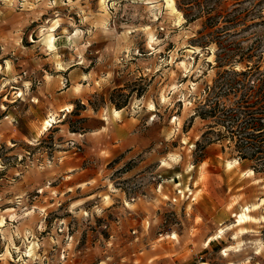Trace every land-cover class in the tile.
<instances>
[{"label": "rangeland", "instance_id": "obj_1", "mask_svg": "<svg viewBox=\"0 0 264 264\" xmlns=\"http://www.w3.org/2000/svg\"><path fill=\"white\" fill-rule=\"evenodd\" d=\"M187 1L0 0V264H264V163L223 113L264 77V0ZM123 117L139 148L66 169Z\"/></svg>", "mask_w": 264, "mask_h": 264}, {"label": "trees", "instance_id": "obj_2", "mask_svg": "<svg viewBox=\"0 0 264 264\" xmlns=\"http://www.w3.org/2000/svg\"><path fill=\"white\" fill-rule=\"evenodd\" d=\"M197 4L198 1L194 0H188L185 2L186 5H190V3ZM180 3V2H179ZM210 10V11H209ZM213 11L219 13L218 11V1H214L213 5L207 9V14L213 15ZM254 70H252V67H249L248 70L242 71L241 73L247 74L251 73L252 75ZM235 72V71H234ZM255 72V71H254ZM236 73V72H235ZM243 79H234L230 82H239ZM253 80H258L257 83L252 82L249 83V79L245 80V84L242 82V88L245 90V99L241 100V102H237L236 108L237 110L233 111L234 109L229 108L223 113L228 117L231 123V127L234 126L232 130L237 131L238 133L242 134L244 137L243 139L245 142H242L241 144H238V151L240 152V158L242 159H251L255 158L259 161H262L264 163V146L263 145H257V139L256 137L260 135V132L262 130L261 123L259 121L258 116L249 115L246 116L247 119H242L240 117L241 113H243L245 110L250 111V108H253V111L255 112H264V77L257 76ZM244 81V80H243ZM233 88V87H232ZM241 87H235V90H240ZM247 96V97H246ZM252 100H250V99ZM243 106H246V109H242ZM251 112V111H250ZM247 112H245L246 114ZM256 113V114H257ZM254 114V113H251ZM215 107H212L210 109H205L204 112L201 113V116L204 118L206 116H215ZM247 115V114H246ZM256 120V121H253ZM244 122V124H243ZM75 131V130H72ZM250 148V149H249ZM264 165V164H263ZM254 170L257 171V169L254 168Z\"/></svg>", "mask_w": 264, "mask_h": 264}, {"label": "crops", "instance_id": "obj_3", "mask_svg": "<svg viewBox=\"0 0 264 264\" xmlns=\"http://www.w3.org/2000/svg\"><path fill=\"white\" fill-rule=\"evenodd\" d=\"M54 107L56 110L62 111L64 106L62 102H57ZM136 121L135 118L123 117L117 119L115 122L110 120L111 123L108 126L103 124L99 130L87 132L86 137L88 143L85 157L75 156L70 159H65L64 165L66 169L73 171L81 165L83 158H89L90 161L96 160L97 162L106 163L110 157L116 154H122L124 152L129 154L135 151L141 145L140 128L137 126L138 122ZM105 127L108 128L107 131L106 129L103 130Z\"/></svg>", "mask_w": 264, "mask_h": 264}, {"label": "bare ground", "instance_id": "obj_4", "mask_svg": "<svg viewBox=\"0 0 264 264\" xmlns=\"http://www.w3.org/2000/svg\"><path fill=\"white\" fill-rule=\"evenodd\" d=\"M147 3V2H146ZM47 44H48V46L51 48V47H53V42H52V35H50L48 38H47ZM19 93V92H18ZM69 107L70 106H67V107H63V109H62V111H64V110H69ZM117 111V110H116ZM53 113V112H52ZM49 114L48 115V117H47V119H45L44 120V124H43V127H42V129H46L47 128V126H49L51 123H57V118H56V116H55V114ZM63 113V112H62ZM63 116V115H62ZM61 116V117H62ZM59 118V117H58ZM235 162H236V160H234ZM248 172L250 173V174H252L254 171L253 170H251V169H249L248 170ZM261 199V201H264V198L263 197H261L260 198ZM254 206V204H247V205H244V206H242V209L240 210V211H238V212H236V213H234L233 215L235 216V219H234V221L229 225V226H237V225H242V224H244V223H246V222H248V221H250L251 219H252V215L249 213L250 212V210H251V207H253ZM264 217V216H263ZM264 219V218H263ZM246 231V228H244V227H241V228H239L238 229V233H242V232H245ZM221 234H223V229L222 228H220L219 230H218V232L216 233V235L214 234V235H211V236H209L208 238H207V240H206V244H209V242L212 240V239H214L215 237H220L221 236ZM176 235H175V233H173V235H172V237H175ZM226 250H228L227 249V247H225L224 248V252H226ZM201 264H206L205 262H202Z\"/></svg>", "mask_w": 264, "mask_h": 264}]
</instances>
